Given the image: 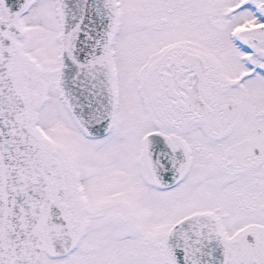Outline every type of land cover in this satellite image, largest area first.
I'll return each mask as SVG.
<instances>
[{"label":"snow or ice","instance_id":"snow-or-ice-1","mask_svg":"<svg viewBox=\"0 0 264 264\" xmlns=\"http://www.w3.org/2000/svg\"><path fill=\"white\" fill-rule=\"evenodd\" d=\"M0 264H264V0H0Z\"/></svg>","mask_w":264,"mask_h":264}]
</instances>
